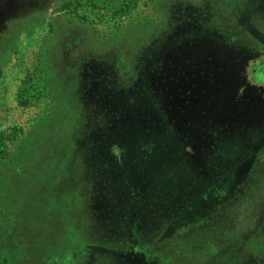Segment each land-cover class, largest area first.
I'll list each match as a JSON object with an SVG mask.
<instances>
[{"label":"trees","instance_id":"trees-1","mask_svg":"<svg viewBox=\"0 0 264 264\" xmlns=\"http://www.w3.org/2000/svg\"><path fill=\"white\" fill-rule=\"evenodd\" d=\"M217 1L199 0L189 4L194 15L199 13L204 2L207 16L196 21L184 19L175 29L176 34L169 30L170 34L173 32L171 36L159 35L158 42L155 40L149 48L140 47L143 52L140 63L148 66L156 55L162 56L171 49L157 50V44L164 41L168 45L174 44L197 34L212 39L213 43L222 46L220 51L230 57L234 56L232 52L264 50V39L252 36L247 26L235 31L232 23L225 24L224 16L233 21V26L239 17H247L250 5L246 9L237 5L236 0ZM79 2L91 9L102 7L112 13L120 11L125 3L119 0L110 7L104 2L100 4L99 0ZM79 2L65 0L58 4L57 0H46L42 4V15L53 8L57 14H66ZM254 4L250 19L259 20L264 28L261 0H254ZM222 5L224 11L220 8ZM31 19L36 21L34 25H46L50 33L55 31L53 20L46 23L40 16ZM25 24L11 27L12 22L6 23L5 32L0 36V61L11 48V43H6V36ZM60 33L62 36V30ZM259 35L264 38L263 33ZM248 38L257 41L249 44ZM71 39L73 41L66 50L60 48L62 69L58 72L40 39L31 54L33 62L15 93L19 106L37 108L29 131L13 126L0 132V264H36L33 261L38 257L33 256V248H38L42 241L39 236L42 235V199H45L46 217L51 215L48 226L63 236L64 211L58 209L61 205L58 192L66 190L65 187L60 190V187L67 167H72L71 161L82 160L80 165L84 167L87 159L91 164L84 170L92 167L97 174L103 170L101 178L109 185L105 192L117 196V209L89 207L91 217L87 218L85 214L90 222L87 230L79 229L76 224L79 232L72 230L71 233L83 241L80 235L90 239V229L95 232L102 228V235L95 233L93 236L95 240H107L94 244L99 249L94 253L97 264L101 261L110 263V247L103 243L117 241L122 244V257L136 261V264H264V203L258 213L252 214L255 221L248 222L249 219L240 213L244 200L264 201V143L252 146L253 139L264 140V121L243 122L241 118H232L227 123L209 120L200 125L202 131L198 137L203 146H195L193 141L197 140L188 132L175 130V126L185 127V124L177 125L178 122L169 116V103L179 99L184 101V95L176 97L175 91L170 93L159 88L161 96L157 99L142 83L137 88L123 87L117 96L102 102L104 111L119 109V113L114 111L120 115L118 123L112 122L103 131H79L82 121L78 120L87 110L83 97H79L78 87L83 83L81 76L88 66L84 61L102 51H97L99 47L88 33L77 34ZM135 49L138 48L130 51ZM98 54H104L106 58L105 53ZM123 57L113 61V68L122 71L137 61L131 55ZM104 61L99 60L98 64L106 63ZM144 74L150 73L145 71ZM74 80H78L77 86ZM240 81L241 78L235 93L251 97L255 87ZM241 104L233 103L232 106ZM260 114L264 118V112L260 111ZM193 134L197 136V131ZM84 191L86 195L95 193L94 184ZM34 197L38 202H34ZM99 210L108 211L109 222L98 216ZM150 215L153 223L147 221L146 216ZM161 220L167 221L165 229ZM142 221H146L147 231L142 229ZM219 223L223 225L222 230L216 225ZM154 229L157 231L152 235L150 232ZM84 253L86 258L87 253L82 249L80 255ZM58 260L52 256L48 264Z\"/></svg>","mask_w":264,"mask_h":264},{"label":"rangeland","instance_id":"rangeland-1","mask_svg":"<svg viewBox=\"0 0 264 264\" xmlns=\"http://www.w3.org/2000/svg\"><path fill=\"white\" fill-rule=\"evenodd\" d=\"M57 1L59 4L60 1L65 0ZM73 1L76 2V0ZM117 1L119 0H99V3L104 2L106 6L110 5L111 7ZM198 1L124 0L123 8L113 13L102 7L91 9L79 2L71 12H66V14H57L53 8L48 9L46 15H42V4L46 3V0H0V36L5 32L6 23L12 22L11 27L26 23L22 28H18L17 32H12L6 36V43H11V48L9 54L3 55L0 61V132L7 131L13 126L27 131L36 114L37 108L34 106H19L15 101V93L25 72L33 62L31 54L37 48L40 39L42 38L45 49L49 51V58L55 62V70L58 72L62 69L60 66V48L63 47L66 50L73 39L71 37H76L80 33L85 35L88 33L93 39L92 41L95 42V46L99 47L97 51L102 52H97L90 59L84 61V64L88 66L85 67V71L82 70L86 73L81 76L82 79H80L83 83L78 87H80L79 97H83L87 110L81 113V118L78 120L82 121V127L79 131H103L105 126L112 122L118 123L120 115L114 114V111L119 113V109L113 111L111 108V111L109 109L104 111L101 107L102 102L117 96L123 87L136 86L137 88L142 83L154 93L157 99L161 96L159 88L162 91L169 90L170 93L175 91L176 97L184 95V101L179 99L169 103L170 110H172L168 109L169 116L178 122L177 125L185 124V127L178 126L177 128L175 126V130L181 129V131L188 132L193 139L197 140L193 141L195 146H203L198 137L199 131H202L200 125L209 120L227 123L233 120L232 118H241L243 122L264 121L260 114V111L264 112V107H261L264 105V81L256 80L251 68L264 63V50L260 52L253 50L232 52L234 56L230 57L220 51L222 46L213 43L212 39L205 37L204 34H197L182 38L174 44L168 45L167 41L157 44V50L171 49H168L162 56L156 55L155 60L148 63V66L140 63V57L143 54L140 47L149 48L155 40L158 42L159 35H169V30H174L173 32L176 34L175 29L179 28L180 24L182 25L184 19L196 21L207 16V4L204 2L205 5L202 3L198 9L199 13L193 15V7L189 4ZM221 2L223 3V1ZM236 2H238L237 5L246 9L250 5L249 15L239 17L234 26L233 21H228L224 16L226 26L232 23L231 26L235 28V31L242 26H247L253 34L252 36L264 39L259 35V33L264 34V28L259 24V20L250 19L253 15L251 11L254 10L256 4H254V0H236ZM261 3L264 10V0H261ZM235 6L236 4L233 5L234 8ZM220 8L224 11L223 5ZM38 16L41 20L44 19L46 23L48 20H53L52 26H54L55 31L50 33L46 25H34L36 21L31 18ZM18 21L22 23H16ZM33 25L34 27L31 28ZM27 30L31 31L26 33ZM61 30L63 37L60 33ZM247 40L249 44H255L257 41L249 38ZM263 46L264 42L262 43ZM132 48L138 49L130 51ZM98 53H105L106 58H104V54ZM128 55L137 58L134 66L123 68L122 71L113 68L114 60L124 59L123 56ZM99 60H105L104 62L107 64H98ZM145 71L150 74H144ZM257 73L262 78L264 66L258 67ZM240 78L243 83L255 87V93L251 97L247 98L239 92L235 93ZM74 81L77 86L78 80ZM259 94L263 95L259 97ZM182 102L185 104L182 105ZM239 102L243 105L232 106L233 103ZM196 123L197 125H193ZM193 131H197V136L193 134ZM262 132L264 133V131ZM260 142L264 143V140L253 139L252 146L259 145ZM87 152L90 154L91 148ZM85 162L83 167V164L80 165L82 160L76 163L71 161L72 167H67L63 184L60 187V190L63 187L66 190L58 192L59 198L57 199L61 203L58 205V209L64 211L62 219L65 221L62 237L56 233L57 229L52 230L48 226L47 221L48 218L51 219V215L46 217L43 206L45 199H42V235H39L42 241L38 248L35 246L33 248V256L38 257V260L33 261L36 264H48L52 256L59 259L54 261L55 264H97L98 259L94 258V253L99 249L94 244L107 242V240H95L93 236H96L95 233L102 235V228L95 229V232L90 229L88 231V234L91 232L90 239L80 235L83 241L77 240L72 235V230H77L76 224H78L79 229L87 230L88 223L90 224L87 218L91 217L89 207H101L103 210H107V208H111L110 210L117 209V199L115 200L117 196L105 192L106 189H109V185H107V180L104 184L103 170L101 174H97L92 167L86 171L84 169L91 162L88 159ZM107 172L109 175V171ZM91 184H94L95 193L90 192L86 195L84 190L89 188ZM34 202H38L35 197ZM263 203L264 201L260 199H249L247 202L244 200L240 210L241 216L249 219L248 222L255 221V216L252 214L258 213L257 211H260ZM107 212L99 210L98 216L103 220L106 218V222H109L106 217ZM109 213L113 215V213ZM85 214L87 218H85ZM146 217L147 221L153 223L151 215ZM161 222H164L165 229V222L167 221L161 220ZM139 223L138 221V226ZM141 224L142 229L147 231L145 228L146 221H142ZM216 225H218L219 230H222V223ZM156 231L154 229L150 233L153 235ZM162 234L164 235V233ZM77 241L80 243L76 244ZM103 244L110 247L108 259L111 264H136V261H127L122 257L120 241ZM82 249L87 253L86 258L85 253L80 255ZM101 264H103L102 261Z\"/></svg>","mask_w":264,"mask_h":264},{"label":"flooded vegetation","instance_id":"flooded-vegetation-1","mask_svg":"<svg viewBox=\"0 0 264 264\" xmlns=\"http://www.w3.org/2000/svg\"><path fill=\"white\" fill-rule=\"evenodd\" d=\"M260 66H264V63L263 64H259L256 67L255 66L251 67L252 68V72H253V76L258 81H264V76L261 78V76H259L258 73H257L258 67H260Z\"/></svg>","mask_w":264,"mask_h":264}]
</instances>
